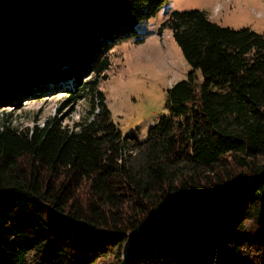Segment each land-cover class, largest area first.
<instances>
[{"label":"trees","instance_id":"trees-1","mask_svg":"<svg viewBox=\"0 0 264 264\" xmlns=\"http://www.w3.org/2000/svg\"><path fill=\"white\" fill-rule=\"evenodd\" d=\"M163 1L0 0V108L66 79L64 107L87 104L0 118V264H264L263 31L170 11L190 69L169 112L144 139L112 120L109 49Z\"/></svg>","mask_w":264,"mask_h":264},{"label":"rangeland","instance_id":"rangeland-1","mask_svg":"<svg viewBox=\"0 0 264 264\" xmlns=\"http://www.w3.org/2000/svg\"><path fill=\"white\" fill-rule=\"evenodd\" d=\"M189 8L203 9L211 20L223 25L250 26L264 32V0L163 1L153 15L138 23L139 34L109 49L107 78L99 86L105 92L112 120L122 133H134L138 139H144L150 125L169 112L166 91L178 79L185 77L190 65L171 30L161 27V24L170 11ZM68 86L69 82H64L62 87L42 93L40 97L23 98L19 104L2 107L0 118L17 127L33 123L41 125L54 115L65 123H72L87 104L81 100L64 107ZM103 260L106 264L116 263L111 255ZM123 261L122 258V264Z\"/></svg>","mask_w":264,"mask_h":264},{"label":"clouds","instance_id":"clouds-1","mask_svg":"<svg viewBox=\"0 0 264 264\" xmlns=\"http://www.w3.org/2000/svg\"><path fill=\"white\" fill-rule=\"evenodd\" d=\"M62 82H63V83H64V82H69V79L63 80ZM50 87H51V86H50Z\"/></svg>","mask_w":264,"mask_h":264}]
</instances>
